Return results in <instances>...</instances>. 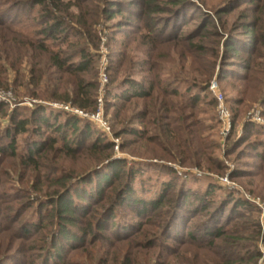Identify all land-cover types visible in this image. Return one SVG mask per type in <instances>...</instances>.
<instances>
[{
  "label": "rangeland",
  "instance_id": "rangeland-1",
  "mask_svg": "<svg viewBox=\"0 0 264 264\" xmlns=\"http://www.w3.org/2000/svg\"><path fill=\"white\" fill-rule=\"evenodd\" d=\"M14 1L0 0V16H3L0 19V41H3V44L0 42V149L5 150L4 132L14 123L8 115L14 114L15 120L24 122L39 106L56 112L78 110L89 116L101 107L110 134L101 132L93 123L88 126L92 131L88 141L95 136L106 137L114 143V158L125 160L128 166L142 163L136 188L158 191L162 183L177 178L189 190H202L208 184L221 189L214 190L206 213L194 216L189 222L185 219L182 226H173L177 231L170 234L180 237L182 232L193 233L196 241L191 246L178 247L169 237L164 239L166 247L156 244L159 247L149 249L147 240L160 235L159 231L154 225L150 227V223L142 225L143 219H136L125 208L118 209L117 230L103 224L102 229L87 236V243L80 249H73L77 243L68 246L61 237L51 240L57 226L50 221H43L42 228L32 237L20 239L15 235L17 226L9 224V220L18 218L16 225L37 222L38 217L52 209V206L41 205L57 189L50 179L58 177L63 168L74 170L77 176L85 174L88 169L83 166H89L91 162L84 154L72 155L67 161L62 156L43 155V161L37 160L35 175H31L32 168L22 166L19 159L26 156L27 147L35 141L36 135L28 125L26 132L16 137V157L6 150L0 153V264H31L28 258L39 256L50 244L62 248L61 263L52 258L46 259L45 264H264V58H256L254 64L249 65L242 54L232 59L225 49L228 42L237 46L250 43V39L239 43L245 38L241 27L249 23L256 29L258 42L263 44L260 40L264 38V0H156L155 4L163 8L170 6V10L173 9L170 1L182 4L175 15H158L160 35L151 31V22L146 18H137L136 0H60L66 32L69 33L71 27L74 31L85 32L82 37L73 33L71 39L79 38V47L85 49V54H90L91 60L88 59L90 64L93 63L88 74L76 75L74 80L83 86V93H93L95 112L92 108L79 110L50 99L57 83L47 55L28 51L25 43L28 39L11 33L24 34L39 46V7L21 14L13 11ZM113 4L125 13L121 11L113 18L104 16ZM15 12L19 15L15 22H10L9 32L7 22ZM79 18L81 24H78ZM207 23L212 26L204 30L202 26ZM193 44L206 51L194 48ZM262 48L259 53L264 56ZM36 81L37 85L34 84ZM71 81L65 77L63 83L67 85L59 90V94L64 96L66 90L73 96L75 89ZM132 81L142 84L146 91L149 84H154V97L147 100L133 98L127 102L116 98L127 92V82ZM212 86L216 88L214 91ZM220 96L222 107L231 115L228 132L219 119ZM153 105L160 120L148 125L150 117L146 113L152 111ZM165 110L175 111L186 119V125L195 123L189 135H180L179 145L187 148L196 138L192 146L196 150L203 146L206 155L224 166L221 173L211 171L213 168L205 166L202 159H199L202 168L190 169L182 168L158 151L159 157H152L149 149L155 147L144 140L120 149L121 144L134 138L130 135L116 138L114 134L124 128L127 131L134 128L145 133L144 138H155L159 147L172 151L173 141L158 136L168 130L164 124H170V129L176 128L178 125L168 119L179 117ZM63 120L64 117L59 118L60 122ZM41 132L43 138L49 134L46 129ZM51 159L52 164L48 163ZM47 165L57 167V172L49 173ZM150 165H167L177 176L169 177L165 169L150 168ZM231 196L234 202L228 204ZM238 200L246 206L236 208L235 201ZM151 220L153 224L164 222V219ZM206 224L223 231L224 237L207 239L202 235L204 228L209 227ZM123 228L127 234L137 229L138 233L127 241H116V237L126 234ZM186 233L184 239L188 236Z\"/></svg>",
  "mask_w": 264,
  "mask_h": 264
},
{
  "label": "trees",
  "instance_id": "trees-1",
  "mask_svg": "<svg viewBox=\"0 0 264 264\" xmlns=\"http://www.w3.org/2000/svg\"><path fill=\"white\" fill-rule=\"evenodd\" d=\"M155 1L156 0H136L135 6L139 8V11L135 12V15L139 19L146 18L151 22V31H153L154 34L160 35L158 15L164 13L175 15L178 12V8L182 7V4H180V1H170L169 4L173 7V9L171 8L170 10V6L163 8L155 4ZM35 7H39L37 12V25L41 28L39 30L40 38L37 42L39 46H35V42H32V40L24 34L17 33L16 31L11 33L21 35L23 39H28H25L27 41L25 42L27 46L26 44L25 46L28 51L34 50L47 55L48 61L55 70V81L57 83V87L55 91L51 93L50 99L65 105L69 104L71 107L79 110L86 111L92 108V112H95L97 110L96 107L95 109L93 108L95 100L91 98V96L93 97V93H83L85 90L83 86L77 85L74 80L76 75L88 74L90 72L89 67L93 63L92 61L91 64L89 62L91 60L90 54H85V49L79 47V38L78 40L71 39L74 36L73 33H76L77 37H82L85 32L81 29L74 31L72 27L68 29L69 33L66 32V18L61 14L60 0H15L13 2V11L21 12V14L33 12ZM115 7L117 6L114 4L111 5L104 16L113 18L116 15H120L121 11L125 13L121 8L118 9ZM126 9L128 10L129 8ZM18 12H15L16 14L12 18L10 17L11 20L7 22L9 32L10 22H15L16 17L19 15H17ZM2 17L3 16H0V19ZM78 24H81V20ZM208 26H212V24H203L202 27L206 30ZM241 28L245 31V38H242V41L239 43H245L247 39H250V43L244 46H237L233 42H228L225 49L227 53L232 56V59L242 54V56L245 57L246 63L253 65L256 58H264V56L259 53L261 47L264 48V38H261L260 42L263 41V44H260L256 38V29L250 23ZM0 42L3 44V41ZM193 47L203 52L206 51L204 47L197 44H193ZM55 48H57V50H55ZM88 58H90V60ZM31 73L33 74V72ZM65 77L67 81L72 80L70 84L75 89L72 93L73 96H70L66 90L64 91V96L61 93L59 94V90L65 88L67 85L63 83ZM34 84L37 85L38 82L36 81ZM127 84H129L127 92L116 98H121L122 101L127 102L129 99L133 98L147 100L154 97L153 95L156 88L153 86L154 84H149L147 91L144 90L143 85L139 82L132 81L127 82ZM158 89L159 88H157V92H159ZM161 107L163 109L164 105L161 104ZM47 109L48 108L44 106L37 107L31 111L30 118L24 122L15 120L14 114H11V116L8 115L10 122L12 120L14 123H11L4 132L7 141L5 150L16 157V137L25 133L29 125L30 128H32L30 129L33 131L32 134L36 135L34 138L35 141L27 147L26 156L19 159L22 166L32 168L30 169L31 175H35V169H37L36 165H38L37 160L43 161V155H53L54 157L62 156V158L67 161L72 155L84 154L86 159L91 162L89 166H83L85 169H88L85 171V174L80 173V175L77 176L74 170L70 171L63 168V171L60 172L58 177L50 179L57 189L52 192L53 195L48 196L49 199H46L45 202H41V205L52 206V209L38 217L37 222L30 223V221H28L25 224L21 223L20 225H16L18 223V218L12 221L9 220V224L17 226L15 235L18 238L25 239L32 237L42 228L43 221H50V223L57 226V232H54L50 236L51 240L54 241L55 238L61 237L68 246L72 247V245L77 243L73 249H80L87 243V236L92 233L94 234V230L96 229H102V227H104L103 224L113 226V228L115 227V230H117L116 219L119 215L118 209L125 208L131 211L136 219H143L141 222L142 225L144 223H150V227L154 225L157 231H159L160 235L147 240L149 249H155L159 247L158 245L166 247L167 245L164 239L169 237L178 247L183 245H194L193 243H195L196 239L192 232H185L186 235H188L185 239V233L182 231H180L182 232V238H180L181 235L179 237V235L170 234V232L175 233L177 228L174 229L173 226H182L185 219L186 222H189L194 216L206 213L208 206L212 203L211 198L214 195V190L221 189L219 186L208 184L202 190L194 191L191 189V191L186 189L182 183L178 182L177 178H172L168 182L162 183L158 191L155 190V188L151 191H146V188L144 190V187L138 189L135 183L137 177L142 172L140 168L142 163H131L128 166V162L125 160H117L114 158V143L107 140L106 137L95 136V138L88 141V137H91L92 132L88 126L93 125L92 122L79 117L73 112H68L66 110L56 112ZM165 112L173 113L179 117L175 120L168 119V121L178 125L176 128L170 129V124H164V127H167L168 130H165L158 136L161 138L167 137L173 141L170 147L172 151L167 148L159 147L157 144L158 140L155 138H144L145 133L134 128L129 129V131L124 128V130H120L114 134L116 138H120L123 135H130L134 138L127 143L121 144L120 149H126L127 146L133 145L135 141L144 140L145 143H150L155 147L149 149V154H151L152 157H159L158 151L171 159L174 163H178L182 168L186 167L190 169L202 168V164L199 160L202 159L205 160V166L213 168L211 171L221 173L225 169L224 166L218 161L215 162L209 154L206 155V149L203 146H198L199 150H196L195 147L192 146L196 138L191 137L194 139L187 148H183L179 145L182 141L180 135H182V133L189 135L190 129L195 126V123L189 122V124L186 125V119H183L175 111L165 110ZM146 115L150 117L147 120L148 125L159 122L160 120L154 105L152 106V111L147 112ZM152 116L154 118H151ZM61 117H64L62 122L59 121ZM125 119L124 117V120ZM262 128H264V126ZM45 129L47 131L49 130V134L46 135V138H43V132H41V130L45 131ZM58 144L61 145V147H57ZM156 148L158 150H156ZM5 150L0 149V153L5 152ZM178 158L179 161H177ZM212 162H215V164H212ZM48 163L52 164L54 162L51 159ZM47 166L50 170L49 173L57 172V167ZM149 167L161 166L150 165ZM161 168L165 169L169 177L177 176V173L173 169L167 167V165ZM46 177L48 176L46 175ZM82 184H87V186L85 185L81 188L80 186ZM232 197L233 196L228 198V201H231L227 202L228 204L234 202ZM242 206H246V204H241L239 200L235 201L236 208ZM151 219H164V222L163 224H161V222H154L153 224ZM206 225L209 227L204 228L202 235L207 237V239L216 240L224 237L225 233L223 231L215 230L213 227H210L212 225ZM20 227L21 229H19ZM75 228L78 230H74ZM122 231L126 233L124 228ZM134 233L137 234L138 229L137 231H133L132 234H122V236L116 237L115 239L119 242L127 241L126 239L130 238ZM90 241L91 240H89V242ZM61 251L62 248L60 246L58 247L55 246V244H50L49 247L46 246L41 251L39 256L33 255L28 259H31V264H45L46 259L49 261L52 258H57L58 263H61Z\"/></svg>",
  "mask_w": 264,
  "mask_h": 264
},
{
  "label": "built area",
  "instance_id": "built-area-1",
  "mask_svg": "<svg viewBox=\"0 0 264 264\" xmlns=\"http://www.w3.org/2000/svg\"><path fill=\"white\" fill-rule=\"evenodd\" d=\"M104 80L106 81V76L103 75ZM216 88L215 86L211 87V90L214 91ZM219 101H220V106H219V119L222 122V124L225 126L224 130L226 132L229 131L230 127H231V115L230 113L224 109L221 105V101H222V96L219 97ZM66 111L70 112L69 110L66 109ZM73 113H75L78 116H83L82 118H85L86 120L94 123L95 125H97L102 132L106 133V134H110V126L108 124V122L105 120V117L103 115L102 112V108H98V110L94 113L89 115H85L82 111H78V110H74Z\"/></svg>",
  "mask_w": 264,
  "mask_h": 264
}]
</instances>
